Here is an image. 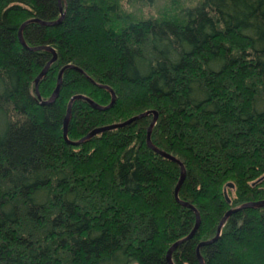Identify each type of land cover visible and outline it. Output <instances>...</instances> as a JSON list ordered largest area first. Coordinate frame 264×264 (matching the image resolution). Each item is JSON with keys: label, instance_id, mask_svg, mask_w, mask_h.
Here are the masks:
<instances>
[{"label": "trees", "instance_id": "1", "mask_svg": "<svg viewBox=\"0 0 264 264\" xmlns=\"http://www.w3.org/2000/svg\"><path fill=\"white\" fill-rule=\"evenodd\" d=\"M153 2L0 0V264H264V0Z\"/></svg>", "mask_w": 264, "mask_h": 264}, {"label": "water", "instance_id": "2", "mask_svg": "<svg viewBox=\"0 0 264 264\" xmlns=\"http://www.w3.org/2000/svg\"><path fill=\"white\" fill-rule=\"evenodd\" d=\"M59 4H60V0H58ZM59 10H60V15L58 18L54 19V20H40V22H42L43 24H54V23H57L60 21L62 15H63V11H62V7L60 6L59 7ZM28 21H31V19L29 20H26L25 22H23L21 24V26L19 27V30H18V37H19V40L20 42L30 48V49H38V48H45V49H48V50H51L52 53H53V56L46 62V64L43 66V68L40 70V72L38 73V75L36 76L35 78V84H37L38 80L46 73V70L48 68V66L50 65L51 62H53L56 58V53H55V50L54 48L51 46V45H39V46H27L25 41L23 40V37H22V28L23 26L28 22ZM66 66H70V65H65L63 66L59 72H58V77H57V81H56V85L53 89V91L51 92V94L49 95V97L45 100H42L43 103H50L52 102L55 97L57 96L58 92H59V87H60V84H61V74H62V71L64 69V67ZM100 86L106 88L107 90H109V92L111 93V100L110 102L107 104V105H101V104H98L96 102H94L93 100L85 97L84 95L82 94H75L73 95L69 102H68V105H67V110H66V114L64 116V119H63V136L64 138L71 144H79L87 139H89L93 134L95 133H98V132H101V131H104L106 129H109V128H112V127H116V126H121V125H125L127 123H129L130 121L132 120H135L141 116H144V115H147L149 113H153V116L150 120V123L147 127V132H146V140H147V144L149 147H151L153 150H155L156 152H158L159 154L171 159V160H174L175 162H177L179 164V167H180V175H179V179L175 185V188H174V195L176 197V199H178V189H179V186L184 178V175H185V169H184V165L183 163L174 155L162 150V149H159L157 146H155L151 140H150V131L156 121V118H157V112L156 110L152 109V110H145L143 112H140L138 114H135L129 118H127L126 120L122 121V122H118V123H111V124H107V125H102V126H97V127H94L92 128L90 131H88L85 135L81 136L80 138L78 139H75V140H70L67 138V130H66V124L68 122V119H69V114H70V105H71V102L77 98V97H85L91 104L92 106L96 107V108H99V109H104V108H107L109 107L110 105H112V103L114 102V98H115V94L113 92V90L111 89L110 86L108 85H105V84H101ZM230 185V184H229ZM181 203L185 204V205H188V206H191L190 204H188L187 202H183V201H180ZM264 204V200H258V201H253V202H248V203H244V204H241L239 207H242V206H260ZM192 207V206H191ZM194 212H195V215H196V222L193 226V228L191 229V231L184 237L176 240L175 242H173L169 248L167 249V252H166V257L167 259L169 260L170 264H173L170 260V253L172 251V249L174 247H176L181 241H183L184 239H187L188 237H190L196 230V228L198 227V224H199V214L197 212V210L192 207ZM235 210V208H231L229 210H227L224 215L221 217L220 221H219V224L217 226V230H216V233L215 235L210 238V239H207V240H203V241H200L197 246H196V253H197V258L198 260L200 261L201 264H204V261H203V258L201 257L200 253H199V246L202 245V244H205V243H208V242H211L213 240H215L219 235H220V231H221V228H222V225L225 221V219L227 218V216L233 211Z\"/></svg>", "mask_w": 264, "mask_h": 264}, {"label": "rangeland", "instance_id": "3", "mask_svg": "<svg viewBox=\"0 0 264 264\" xmlns=\"http://www.w3.org/2000/svg\"><path fill=\"white\" fill-rule=\"evenodd\" d=\"M171 2H172V0H154L153 4L150 7H149V4L145 5L144 3H142V4L137 5L138 10L134 11L133 13L138 15V16H141V15L147 16V15L155 14L156 12H158L160 10V8H162L164 6L166 8H168L170 5H173V3H171ZM122 7L125 9V6L123 4H122ZM66 130H67V127H66Z\"/></svg>", "mask_w": 264, "mask_h": 264}]
</instances>
